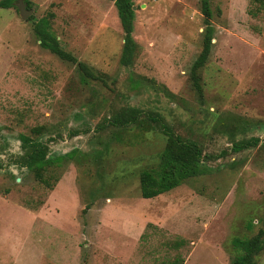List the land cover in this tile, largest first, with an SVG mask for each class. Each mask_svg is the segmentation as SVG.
Here are the masks:
<instances>
[{
	"label": "rangeland",
	"instance_id": "rangeland-1",
	"mask_svg": "<svg viewBox=\"0 0 264 264\" xmlns=\"http://www.w3.org/2000/svg\"><path fill=\"white\" fill-rule=\"evenodd\" d=\"M29 1L31 20L0 7V264H231V239L264 227V3L210 0L201 98L189 77L205 27L200 0H133L129 66L112 0ZM46 16L62 47L106 83H82L75 65L39 45L33 26ZM128 105L195 140L209 155L200 174L141 197L139 173L156 166L165 136L97 129ZM250 137L260 142L231 149ZM35 140L49 154L74 153L22 165Z\"/></svg>",
	"mask_w": 264,
	"mask_h": 264
},
{
	"label": "trees",
	"instance_id": "trees-1",
	"mask_svg": "<svg viewBox=\"0 0 264 264\" xmlns=\"http://www.w3.org/2000/svg\"><path fill=\"white\" fill-rule=\"evenodd\" d=\"M27 3V8H31L29 0H23ZM117 10V15L123 32V42L119 62L123 66L133 64L136 50V42L133 37L135 11L133 9V0H112ZM264 3V0H261ZM17 0H0V7H16ZM201 13L204 16V30L202 35V46L199 54L192 62L189 77L195 92L199 97H203V87L201 84L200 69L206 64L212 49V40L214 38V27L211 24L212 10L210 0H200ZM32 9V8H31ZM52 16V14H51ZM30 16L28 19H32ZM34 34L39 41V45L56 55L62 60L72 63L81 76L80 80L84 84L99 80L106 83L103 74L96 72L93 68L78 60L70 52L66 51L57 36L51 31L49 17L39 18L33 26ZM159 89V88H158ZM166 94L168 90L161 88ZM107 126L116 127L120 130L135 126L138 129L149 131L157 127L165 136V145L158 156L156 166L142 169L139 173L140 195L143 198H153L159 194L165 193L176 186L182 184L190 177L200 174L203 160L209 155L203 154L201 147L193 139L183 137L176 133L171 125L162 117L160 113L154 111H145L135 106H125L114 110L110 115L98 124L97 129L101 130ZM34 133L40 134L43 126H36L31 129ZM77 132H71L75 135ZM49 140H53L50 138ZM264 140V137H263ZM260 142L259 137H250L248 139H239L232 142L231 149L234 152L256 146ZM30 146V145H29ZM70 153H74L72 150ZM65 155L49 154L47 144L35 140L30 149H25V154L21 155L22 165L30 167L35 165H47L58 162ZM19 163H21L19 161ZM39 167V166H38ZM37 173L40 170L37 168ZM88 208V207H87ZM86 209L83 210L85 212ZM251 226V222H250ZM232 247L235 251L231 258V264H256L258 255L264 249V227L260 228L253 236L238 237L231 239Z\"/></svg>",
	"mask_w": 264,
	"mask_h": 264
},
{
	"label": "water",
	"instance_id": "water-1",
	"mask_svg": "<svg viewBox=\"0 0 264 264\" xmlns=\"http://www.w3.org/2000/svg\"><path fill=\"white\" fill-rule=\"evenodd\" d=\"M15 5H16L17 9L19 10V13H20L22 19H24V20L28 19L33 12V10L31 8H27V3L24 2L23 0H17ZM133 9H135L134 6H133ZM17 179H19V178H17Z\"/></svg>",
	"mask_w": 264,
	"mask_h": 264
}]
</instances>
